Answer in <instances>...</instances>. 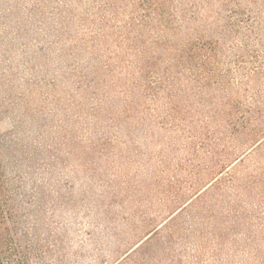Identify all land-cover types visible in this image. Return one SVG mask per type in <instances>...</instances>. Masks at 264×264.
I'll return each instance as SVG.
<instances>
[{"label":"rangeland","instance_id":"374dc122","mask_svg":"<svg viewBox=\"0 0 264 264\" xmlns=\"http://www.w3.org/2000/svg\"><path fill=\"white\" fill-rule=\"evenodd\" d=\"M0 264H264V0H0Z\"/></svg>","mask_w":264,"mask_h":264}]
</instances>
